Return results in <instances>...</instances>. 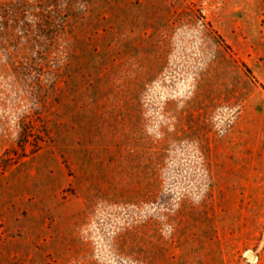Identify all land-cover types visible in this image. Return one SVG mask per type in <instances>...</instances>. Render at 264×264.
<instances>
[{"label": "rangeland", "instance_id": "obj_1", "mask_svg": "<svg viewBox=\"0 0 264 264\" xmlns=\"http://www.w3.org/2000/svg\"><path fill=\"white\" fill-rule=\"evenodd\" d=\"M0 264H264V0H0Z\"/></svg>", "mask_w": 264, "mask_h": 264}, {"label": "trees", "instance_id": "obj_2", "mask_svg": "<svg viewBox=\"0 0 264 264\" xmlns=\"http://www.w3.org/2000/svg\"><path fill=\"white\" fill-rule=\"evenodd\" d=\"M243 67L245 68L246 73H247L251 78H253L254 81H257V80L255 79V77L253 76L252 72L250 71V69H249L247 66H245L244 64H243Z\"/></svg>", "mask_w": 264, "mask_h": 264}, {"label": "bare ground", "instance_id": "obj_3", "mask_svg": "<svg viewBox=\"0 0 264 264\" xmlns=\"http://www.w3.org/2000/svg\"><path fill=\"white\" fill-rule=\"evenodd\" d=\"M249 254H250V258L249 259L255 261L256 260L255 255L253 253H249Z\"/></svg>", "mask_w": 264, "mask_h": 264}, {"label": "water", "instance_id": "obj_4", "mask_svg": "<svg viewBox=\"0 0 264 264\" xmlns=\"http://www.w3.org/2000/svg\"><path fill=\"white\" fill-rule=\"evenodd\" d=\"M248 258H250V254L248 255Z\"/></svg>", "mask_w": 264, "mask_h": 264}]
</instances>
